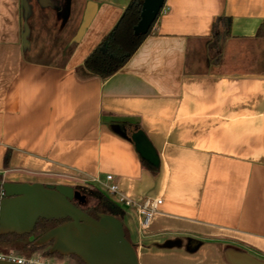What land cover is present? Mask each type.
Returning <instances> with one entry per match:
<instances>
[{"label":"crops","instance_id":"obj_1","mask_svg":"<svg viewBox=\"0 0 264 264\" xmlns=\"http://www.w3.org/2000/svg\"><path fill=\"white\" fill-rule=\"evenodd\" d=\"M131 1L36 0L53 14L36 20L32 0H0L3 181L104 188L111 175L134 202L162 200L147 230L123 208L140 264H229L228 248L264 260V0H166L151 34L103 80L85 60ZM219 17L232 19L226 41L222 27L212 38ZM217 42L222 61L202 59Z\"/></svg>","mask_w":264,"mask_h":264},{"label":"water","instance_id":"obj_2","mask_svg":"<svg viewBox=\"0 0 264 264\" xmlns=\"http://www.w3.org/2000/svg\"><path fill=\"white\" fill-rule=\"evenodd\" d=\"M166 0H144L141 17L134 28L136 37L147 36L153 29ZM132 139L140 155L155 166L159 157L144 132ZM0 237L30 235L39 220L64 221L48 230L34 245L47 246L49 254L78 257L84 264H140L138 252L127 239L123 220L109 214L94 218L87 210L97 200L73 186L63 184L0 182ZM229 264H264L250 254L228 248ZM0 264H19L0 260Z\"/></svg>","mask_w":264,"mask_h":264},{"label":"trees","instance_id":"obj_3","mask_svg":"<svg viewBox=\"0 0 264 264\" xmlns=\"http://www.w3.org/2000/svg\"><path fill=\"white\" fill-rule=\"evenodd\" d=\"M144 0H132L129 7L126 9L119 23L116 25L114 30L106 36L101 44L87 57L84 66L85 69L103 80L110 78L111 76L118 73L135 54L138 48L141 46L143 41L151 34L152 30L147 36L136 37L134 34V28L138 25L141 17V11ZM34 12H31V16H34ZM156 24V23H155ZM222 27L223 41L228 40L232 37V19L228 17H219L213 23V34L214 40H219V28ZM258 39H264V21L260 25L256 37ZM192 54L189 55V58ZM9 155L7 156V158ZM143 163L146 167L151 169L154 174L158 173V166L151 164L146 159L142 158ZM3 181L2 175H0V182ZM76 189L80 190L83 194H87L97 200L95 206L87 210V213L98 218L99 214L113 215L122 220L124 213L123 207L116 202L108 193L98 186H76ZM64 221H46L39 220L34 231L30 235L18 236L16 234H10L0 237V247L5 244L13 247H19L22 253L32 254L41 249H49V245L38 247L35 246V241L40 238L48 230L62 224ZM127 239L130 241L127 230L125 228ZM131 242V241H130ZM137 250L136 246L134 245ZM47 255L56 256L61 258L59 254L50 255L49 251ZM79 262L84 264L78 257L71 256Z\"/></svg>","mask_w":264,"mask_h":264},{"label":"built area","instance_id":"obj_4","mask_svg":"<svg viewBox=\"0 0 264 264\" xmlns=\"http://www.w3.org/2000/svg\"><path fill=\"white\" fill-rule=\"evenodd\" d=\"M108 184L104 187L110 195L117 198L118 203L126 209H133L141 218V228L147 230L155 215L157 214L159 207L163 204V201L160 199L147 198L145 201L138 203L134 202L127 198L120 190L117 184L113 183V176H107ZM96 183H100L99 180H94ZM0 260H6L11 262H16L19 264H41L39 261L34 259L19 258L13 255H0ZM54 264V263H50Z\"/></svg>","mask_w":264,"mask_h":264},{"label":"rangeland","instance_id":"obj_5","mask_svg":"<svg viewBox=\"0 0 264 264\" xmlns=\"http://www.w3.org/2000/svg\"><path fill=\"white\" fill-rule=\"evenodd\" d=\"M35 1L36 0H32L33 9H35V11H34L35 12V15H34L35 18H33V19L38 20V17H42V15H43V17L52 18L53 14L49 11L46 14H42ZM78 14H79V11H78ZM73 18L75 21H76V19L78 21V17L76 16V14L73 16ZM53 27H54V25L53 26L51 25L52 31L54 30ZM69 30H70V28H69ZM54 33H56V30ZM221 52L222 51H221L220 44L217 42L215 46H213L212 48H208L206 50V52H204L202 59H205L206 61L210 60L211 63H214V62L218 63L220 60L222 61V59H223L220 56ZM95 186H97V185H95ZM100 188L109 194V192L105 188H102V187H100ZM111 197L116 202H118L117 198L115 196H111ZM48 251H49V249H41V250H38L32 254H27V253H22L20 251L19 247H13V246L8 245V244H5L2 247H0V255L1 254L2 255H13V256H16L19 258L24 257L27 259H34L36 261H39L41 264H50V263H54V264H79V262L77 260H75L73 257H61V258L56 257V256H50L49 257L47 255ZM258 259L262 260L261 258H258ZM262 261H264V260H262Z\"/></svg>","mask_w":264,"mask_h":264},{"label":"flooded vegetation","instance_id":"obj_6","mask_svg":"<svg viewBox=\"0 0 264 264\" xmlns=\"http://www.w3.org/2000/svg\"><path fill=\"white\" fill-rule=\"evenodd\" d=\"M3 196H2V193H1V191H0V199L2 198ZM49 248L51 247V244L48 246Z\"/></svg>","mask_w":264,"mask_h":264}]
</instances>
